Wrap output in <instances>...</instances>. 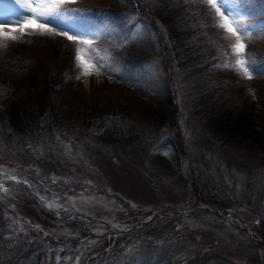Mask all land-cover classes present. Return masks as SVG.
Returning a JSON list of instances; mask_svg holds the SVG:
<instances>
[{
    "label": "rangeland",
    "instance_id": "374dc122",
    "mask_svg": "<svg viewBox=\"0 0 264 264\" xmlns=\"http://www.w3.org/2000/svg\"><path fill=\"white\" fill-rule=\"evenodd\" d=\"M5 2L11 11L1 9L0 21L17 20V12L31 15L15 0ZM44 3L52 6L55 0ZM217 3L229 21H239L232 26L239 29L245 45L244 67L251 78L234 67L239 75H234L239 82L235 88L240 85L259 108V100L264 98V0ZM51 11L55 19L45 22L50 31L35 25L4 29L16 39H0V80L37 84L45 69L54 66L74 77L73 88L87 94L105 91L111 101L134 100L132 94L153 102L169 97L170 119L156 124L122 117L115 106L114 113L86 128L70 126L65 137L56 129L51 135L43 127L37 132L38 142H32L28 129L7 119L0 121L1 163L24 167L59 183L89 182L97 189L73 198L58 196L57 200L40 195L41 205L55 212V222L75 219L79 225L47 226L46 232H50L45 236L33 235L19 248L2 251L0 264H32L39 252L55 245V237L57 243L60 240L58 246H63L61 241L67 243L68 252L62 259L66 264H84L85 256H96V250L105 245L117 248L87 264H197L196 260L201 264H264L259 246L250 242L246 232L233 230L216 214L190 211L195 204L214 205L225 213H239L249 227L264 220V150L225 142L211 130L199 109V94L208 86L220 80L232 83L233 88L237 84L232 77L219 76V69L225 63L234 65L236 57L231 47L234 39L218 26L222 20L216 10L205 0H75L55 5ZM186 17L189 24L193 18L201 25L214 21L216 51L205 63H185L172 53L168 34L177 35L186 28ZM60 21L74 26L75 34L91 39L92 44L57 34L62 30ZM78 48L84 49L82 58L85 62L91 58L98 73L90 69L91 75H81ZM116 128L119 140L98 139L107 129L117 133ZM15 188L4 200L18 211ZM25 195L24 204L31 210L41 208L33 196ZM178 208L186 211L176 218L155 214L144 224L147 227L142 223L152 214L128 210L147 213ZM70 242L77 243L74 252L68 249Z\"/></svg>",
    "mask_w": 264,
    "mask_h": 264
},
{
    "label": "trees",
    "instance_id": "16d2710c",
    "mask_svg": "<svg viewBox=\"0 0 264 264\" xmlns=\"http://www.w3.org/2000/svg\"><path fill=\"white\" fill-rule=\"evenodd\" d=\"M3 1L6 0H0V3ZM188 20L186 28H181L177 35L168 34V43L174 49L172 53L174 55L177 54L176 57L180 61L195 64L198 62L200 64L202 62L205 63L206 59L213 57L216 51L212 41L217 33L214 21L208 20V24L201 25L197 18H193L190 24ZM187 48H189L188 52H186ZM180 50L183 51L178 54ZM45 70L44 76L37 84H30L31 86L17 81L10 82L7 81L8 79L0 80V121L7 119L13 121L17 127L28 129L32 136V142L40 141L39 133L37 132L43 127H46L47 131L51 132V135H53V129L63 135L65 130H68L72 125L86 128L97 120L105 118L106 115L114 113L115 106L118 112L122 114V117L149 119L156 124H161L170 119L171 106L169 97L162 99V101L153 102L139 98L131 93L134 95L132 96L135 98L134 100L122 103L111 101L110 95L104 94L105 91L93 90L87 94L80 88H73L74 77L69 72L58 71L54 66H50ZM221 75L223 78L232 77L233 79L234 75L239 76L234 67H222L219 69V76ZM215 79L217 80V78ZM236 83L234 88L232 83L224 80H220L219 83H213L215 86L213 84L208 86L204 94H199L198 104L201 103L199 109L203 111L211 130L225 142H230L248 150H264V98L261 97V100H259L260 106L257 108L255 103L247 98L240 85L238 89L235 88L239 82L236 81ZM55 84H59L60 87H55ZM18 113L21 115H18ZM40 114L43 115L39 117ZM115 131L117 133L114 134L110 129H107L104 133L98 135V139L103 141L119 140L118 134H120V130L116 128ZM65 135L66 133L64 137ZM125 141H127V138L123 139V142ZM83 191L88 190L80 189L61 197L73 198L82 195ZM52 198H54L53 200L58 199L57 196ZM23 199V195H19L17 198L18 210L29 217L30 223L23 219L15 218L6 208L0 205V254L10 247L19 248L33 235L45 236V233L50 232H46L47 226L55 228L58 225V227L64 229L65 226L74 224L72 220L62 224L55 222L57 217H55L53 210L45 205L41 206L40 211L35 208L31 210L27 204H24L25 200ZM24 207H28L27 211H23ZM202 212L207 213L206 211ZM235 214L243 221L248 222L239 213ZM163 215L175 218L180 216ZM167 219L169 218H166L165 221ZM148 225L144 226L147 227ZM252 228L264 238V220L252 226ZM233 230L243 233L237 229ZM76 238L78 239V237ZM249 240L259 246L260 249L258 251L263 258L262 245L251 239ZM71 243L73 242L69 243L70 248L68 249H70V252H74L77 249L75 246L77 243H73L74 245H71ZM53 244L55 245L47 247L48 251L39 252L32 264H66L62 262L64 255L68 252L65 246L67 244L66 241H61L63 246H58L60 240L57 243L55 237ZM106 247L107 249L104 252L101 251ZM114 248H117V246L105 245L101 249H97V252L101 251L98 258H101ZM90 255L85 256L83 260ZM196 262L201 264L198 260Z\"/></svg>",
    "mask_w": 264,
    "mask_h": 264
},
{
    "label": "snow or ice",
    "instance_id": "6c2138e0",
    "mask_svg": "<svg viewBox=\"0 0 264 264\" xmlns=\"http://www.w3.org/2000/svg\"><path fill=\"white\" fill-rule=\"evenodd\" d=\"M75 0H55L54 5L49 6L44 3V0H15V3L20 6V8H23L25 12H30L31 15H23L21 16L19 12L16 13V15L19 17L17 20L12 21L5 19L3 21H0V39H11L15 40L16 37L14 35H9L4 31L6 27L11 28L13 31L15 30H23L25 25H35L36 29L39 30H45L50 31L51 29L48 28L46 21H50V17L55 19L53 16V13L51 11V7L59 4L64 3H74ZM205 3L210 5L212 8L216 10V13L221 17L222 23H220L218 26L223 28L226 32L229 33L230 37L234 39V43L231 45L232 47V53L236 57L235 64L230 65L228 63H225L223 67L229 68V67H236L243 71V74L247 78H251L250 74L248 73L247 69L244 67V65L247 63V61L244 59V49L245 45L242 42L243 36L241 35L239 29L237 27H233L232 24L236 23L238 24L239 21H229L228 16H225L221 12V5H218L217 0H205ZM11 11V10H9ZM231 15V14H229ZM69 32H72L73 34H69ZM59 35H64L66 38L70 41H74L77 43H82L84 45H91L92 40L91 39H82L77 34H75V27L74 26H64L62 28L61 32L57 33ZM84 51V49H77L76 54V61L78 67H81L82 76H88L91 75L90 69H95L97 73L99 72V69L96 68V65L91 62V58H89V62H85L84 59L81 56V53ZM219 66V65H217ZM77 79H80V76L77 77ZM10 179L15 180V176L9 177ZM2 187V186H0ZM4 192H7V188H3Z\"/></svg>",
    "mask_w": 264,
    "mask_h": 264
},
{
    "label": "bare ground",
    "instance_id": "6f19581e",
    "mask_svg": "<svg viewBox=\"0 0 264 264\" xmlns=\"http://www.w3.org/2000/svg\"><path fill=\"white\" fill-rule=\"evenodd\" d=\"M87 82H88V78L87 79H85ZM12 185V181L11 180H4V181H0V186H2V187H0L1 189H0V198H5L6 197V195H7V193L8 192H4L3 191V188H9L10 186Z\"/></svg>",
    "mask_w": 264,
    "mask_h": 264
},
{
    "label": "water",
    "instance_id": "95a60500",
    "mask_svg": "<svg viewBox=\"0 0 264 264\" xmlns=\"http://www.w3.org/2000/svg\"><path fill=\"white\" fill-rule=\"evenodd\" d=\"M196 209H209V207L208 206H205V205H201V206H197V207H195ZM216 212H218L217 210H215ZM179 212H181V211H179ZM242 228V227H241ZM248 233H250V231H249V229L246 227V228H244ZM261 243L264 245V241L263 240H261Z\"/></svg>",
    "mask_w": 264,
    "mask_h": 264
}]
</instances>
